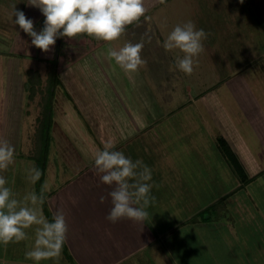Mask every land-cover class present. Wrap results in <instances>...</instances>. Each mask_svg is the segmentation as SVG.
Listing matches in <instances>:
<instances>
[{
  "label": "rangeland",
  "instance_id": "374dc122",
  "mask_svg": "<svg viewBox=\"0 0 264 264\" xmlns=\"http://www.w3.org/2000/svg\"><path fill=\"white\" fill-rule=\"evenodd\" d=\"M145 7V17H141L138 24L127 26L125 34L116 41L97 40L86 34L76 38L60 36L59 39L58 35L55 45L45 52L33 45V38L15 24L16 10L23 11L27 18L34 21V29L39 33L46 19L42 11L30 6L27 0H0V55L20 56L22 65L19 69L26 83L31 67L38 69L45 85L50 69L48 58H53L57 52L56 45L61 41V51L56 54L59 57L58 73L63 76L66 88L75 94L77 103L69 102L67 96L59 92L55 109L60 120L73 119L72 131L76 132L78 139L85 133L81 118L85 120L87 117L89 121V115L95 111L85 106L89 104L86 89L97 88L102 95L99 100L101 112L105 113V107L108 114L117 116L114 119L120 123L116 127L119 134L133 137H125L127 140L124 139L123 146L115 151L123 152L133 162L141 161L138 170L145 165L151 170V180L147 183L152 185L151 194L155 201L162 197L161 204L168 201L173 206L171 199L174 194L176 203L181 199L182 204L185 200L192 203L196 196L208 205L222 195L223 186L219 185V181H227L226 187L232 186L233 189L230 196L233 203L227 204L230 211L226 213V207L222 209L220 205H214L202 214L222 211V215L227 214L222 222L228 225L233 219V254H236V259L245 256L234 251L235 247L243 248L249 257L257 255L261 249L264 252V240H260L256 231L252 230L260 228V232H264L263 226L253 222L264 214V175L250 185V191L237 188V173L233 171L232 177L222 171L229 170L232 165L224 159L218 140L219 132L231 138L236 128L243 130V135L253 134L260 124H264V0H244L243 3L240 0H164L163 3L160 0H145ZM189 20L207 34L204 51L195 58L197 63L190 76L176 67V60L184 53L179 49L166 51L163 47L173 28ZM93 43L97 44L94 48L90 47ZM127 43H142L141 56L147 62L131 80L109 57L110 49L118 51ZM62 86L59 84L58 88ZM40 96L38 93L30 102L24 142L14 152V162L6 170H0V176L12 191L10 200L17 202L13 212L20 208L36 210L37 215L48 222L40 197L43 190L39 187L38 178H31L35 176L33 170L37 171L38 165L33 133L37 117L41 114ZM118 98L124 104L131 102L126 103L122 115L116 108ZM129 109L136 119L131 117ZM94 113V118L98 119L100 115ZM137 116H143L144 127L140 130L133 126L134 120L139 121ZM51 131L53 134V127ZM59 131L58 128L57 135ZM64 144L61 143L60 148ZM73 159L76 167L82 166L77 157ZM94 169L95 164L85 169L91 171L87 176L79 177L80 184H85L90 178L101 183ZM73 186L74 183L70 188ZM32 194L37 197L36 204L25 198ZM255 202H258L259 212L255 209ZM252 204L253 207L248 208ZM157 209L160 213L158 205ZM188 210L192 211L191 206ZM248 211L252 213L248 214ZM152 219L155 218L152 216ZM158 222L157 227L162 228L164 223L160 219ZM40 230L42 225L33 224L24 229L26 239L0 244V264H37L25 255L37 247V240L40 239L39 246L43 250L54 247L51 242L46 244L45 239L40 238ZM127 233L125 230L124 235ZM171 243L175 254L185 264L186 258L179 253H184V250L187 253L189 246L177 241ZM92 246L97 248L96 242ZM228 257L224 258L225 264ZM236 259L233 255V264H239ZM68 260L71 264L80 263L69 249L65 253L60 247L58 258L42 259L38 264H68ZM261 260L264 261V253Z\"/></svg>",
  "mask_w": 264,
  "mask_h": 264
},
{
  "label": "crops",
  "instance_id": "0c3cea01",
  "mask_svg": "<svg viewBox=\"0 0 264 264\" xmlns=\"http://www.w3.org/2000/svg\"><path fill=\"white\" fill-rule=\"evenodd\" d=\"M96 45L93 43L90 47L94 48ZM21 65L20 56L0 55V140H8L14 146L15 152L19 144L24 142L23 133L26 124H28L29 105L33 100L29 97L27 83L24 75L20 72ZM60 79V85L63 86L61 88L57 87L54 96L53 134L47 167L40 189L43 190H41V195L45 198L54 219L61 212L65 216L68 225V231L64 239L65 248L60 245L64 252L69 249L71 255H75L80 261L79 264H183L182 258L179 259L177 253L175 254L173 247H171V241H177L189 246L187 253L185 250L184 253H179L186 258L187 262L185 261V264H225L224 258L228 256L226 264H233V255L236 259V254H233V234H235V231L233 232V219L231 222L229 220L228 225L227 222H222L224 216L227 215H222V211L217 214H202V212L208 210L209 206L215 205L219 200H224V202L221 203L220 201L218 205L222 209L226 207V213L230 211L227 204L233 203L230 198L233 189L232 186L226 187L227 181H219V185L223 186V192L220 193L222 195L219 198L216 197L217 200L208 205H205V200H200L196 196H194L195 200L192 203L185 200L182 204V199H178L177 203L175 202L176 198L173 194V199H171L173 206L168 201L161 204L159 201H162V197L157 198L156 201L154 197L146 208L148 217L143 226L134 224L127 219L115 224L105 219L113 207L108 193L115 190L117 185L113 183V185L108 186L98 183L99 181H94L92 178L89 179L91 182L88 185L89 181L80 184L79 177L88 175L87 173L91 170L85 169L95 164L94 153L104 150L106 144L110 143L113 146L110 150H120L124 142L133 137L125 136L128 137L125 139L123 134H119L116 127L117 125L119 127L120 123L114 119L117 116L108 114V109L104 106L101 109L103 108L105 113H102L99 109V100L102 97L100 90L87 88L89 104L85 106L91 108L92 112L95 109L97 112L94 113V111L93 113L100 116L96 119L92 113L89 115L91 116L89 121L87 117L85 120L83 117L81 118L85 124V133L78 139L76 132L74 134L72 131L74 123L71 120L73 119L60 120L59 113L57 114L55 109L59 92L66 95L69 102H75V105L77 103L75 94L73 95L66 88L62 75H60ZM95 96H97V99ZM118 103H116V108L122 115L126 103L131 102L124 104L123 100L118 98ZM74 104L73 108H75ZM113 111L116 115H119L114 109ZM81 113H83V110ZM130 114L131 117L136 119V115L131 110ZM141 117L143 116L138 117L139 121H133V126L139 130L144 127ZM219 125L223 127L221 123ZM58 128L60 134L57 135ZM89 128H92V130ZM242 131L236 128L233 131V136L226 138L237 154L248 177H245L244 181L246 183L243 184V179L236 172L237 188L242 189V191H250V185L258 181L257 179L261 175H264V124H260L256 131H253V134L243 135ZM26 142L29 143L28 140ZM61 143L66 144L60 148ZM85 150L86 153H84ZM222 155L229 163L227 157L224 154ZM74 156L80 160L81 167H76L75 162H73ZM234 170L235 167H229V170L222 171H225L226 175L231 174L233 177ZM226 178L228 180V177ZM137 180L138 177L130 179V185L135 184ZM72 183L75 184V187L70 188ZM169 187L173 188L172 186ZM130 190L134 191V189ZM101 196L108 197L104 203H100ZM150 196L153 197L151 193ZM73 199L76 201L75 204L72 203ZM156 203L161 208L160 213ZM243 203H246V201L243 200ZM256 203L258 202H255L254 206H256V211L259 212L260 208ZM154 205L156 206L153 207ZM189 206H191L192 211L188 210ZM251 207H253V204L248 208ZM251 213L248 211V214ZM152 216L155 218L154 220ZM259 216L253 222L264 227V214ZM159 219L164 223L162 228L157 227ZM48 223H50L49 219ZM259 229L252 228L253 231H256V235L261 238L260 240H264V232H260L261 229ZM125 230L128 233L124 235ZM82 238L84 242H82ZM94 242H96L97 248L92 246ZM95 249H97V252H95ZM0 251L2 252V250ZM234 251L247 257L236 259L239 264H264V261L261 260V254L264 253L262 249L261 252H258V256L255 253L250 257L245 255L247 252L244 253L243 248L235 247ZM68 264H71L70 261Z\"/></svg>",
  "mask_w": 264,
  "mask_h": 264
},
{
  "label": "clouds",
  "instance_id": "9594fccd",
  "mask_svg": "<svg viewBox=\"0 0 264 264\" xmlns=\"http://www.w3.org/2000/svg\"><path fill=\"white\" fill-rule=\"evenodd\" d=\"M161 3L164 0H160ZM244 0H240L243 3ZM30 6L39 8L45 16L44 28L41 32L34 29V21L26 17L23 11L15 12V24L31 36V43L47 52L55 45L58 35L76 38L88 35L97 40L112 42L118 40L126 32V28L134 23L138 24L141 17H145L147 8L145 0H27ZM62 30V31H61ZM207 34L203 29H197L193 21L176 25L166 37L163 47L166 51L179 49L184 53L176 60V67L186 75H192L196 59L204 51V41ZM142 43H127L117 50H109V57L133 79L141 67L147 62L142 58ZM112 145L106 144L104 150L94 153L95 173L99 175L101 183L111 186L117 185L115 190L108 193L111 197V208L105 219L113 224L127 219L134 224L142 225L148 217L146 208L154 197L150 196L152 185L151 170L145 165L141 171L142 162H133L121 151H113ZM14 146L8 140H0V170H6L14 162ZM34 180L39 177L36 170ZM138 177L135 184L129 183ZM6 180L0 176V244L20 242L26 239L24 229L33 224L42 225L38 232L45 243L51 242L54 247L43 250L40 239L37 247L26 252V258L38 262L42 259L59 257L60 245L66 238L68 225L64 214L59 213L54 223H48L43 216H38L36 210L20 208L13 212L15 200H10L12 191L6 187ZM134 189V191L130 190ZM33 204L37 197L32 194L26 196ZM107 196L100 197V203L107 200ZM75 204V199L72 200ZM136 205V206H133ZM5 209L8 211L6 212Z\"/></svg>",
  "mask_w": 264,
  "mask_h": 264
},
{
  "label": "trees",
  "instance_id": "16d2710c",
  "mask_svg": "<svg viewBox=\"0 0 264 264\" xmlns=\"http://www.w3.org/2000/svg\"><path fill=\"white\" fill-rule=\"evenodd\" d=\"M61 45H62L61 41L58 42V44L56 45L57 46L56 54L60 53ZM56 54H54L53 58H48L50 60L49 61L50 69L45 85H43V79L41 75H39L40 72H38V69L31 67L28 69L27 87L29 89V97L30 99H34L35 96L38 94V92H40L41 95L40 96L41 114L38 115L37 117V124L35 126V130L33 133L34 151L38 158L37 171L39 172V177L37 179V182L39 183V187L41 186V183L44 178L45 170L47 167L48 154L52 139L51 130L53 125L54 96L56 89L61 82L60 75L57 69L59 57ZM218 140L220 142V146L224 152V155L229 160V163H231L232 167H235L234 171L237 172L244 181L246 178H248L246 171L244 170V167L241 164L237 154L233 151V148L230 145L228 139L224 134L219 132ZM245 183L246 181L243 182V184ZM41 194L42 193H40V197L44 206L45 213L47 214V217L49 219V222L54 223L55 219L51 214L49 208L47 207V202L45 201V198ZM223 202L224 200H221V203ZM216 204L218 205L219 202H217ZM212 206H209L207 209H210ZM61 246L65 248L64 241L61 243Z\"/></svg>",
  "mask_w": 264,
  "mask_h": 264
},
{
  "label": "water",
  "instance_id": "95a60500",
  "mask_svg": "<svg viewBox=\"0 0 264 264\" xmlns=\"http://www.w3.org/2000/svg\"><path fill=\"white\" fill-rule=\"evenodd\" d=\"M62 31V30H61ZM59 39H60V35H59Z\"/></svg>",
  "mask_w": 264,
  "mask_h": 264
}]
</instances>
